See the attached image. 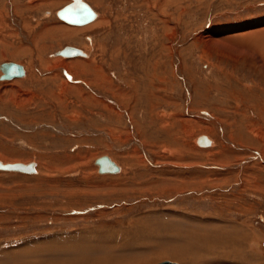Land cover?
<instances>
[{
  "label": "rangeland",
  "instance_id": "1",
  "mask_svg": "<svg viewBox=\"0 0 264 264\" xmlns=\"http://www.w3.org/2000/svg\"><path fill=\"white\" fill-rule=\"evenodd\" d=\"M81 1L0 0V264H264V0Z\"/></svg>",
  "mask_w": 264,
  "mask_h": 264
},
{
  "label": "water",
  "instance_id": "2",
  "mask_svg": "<svg viewBox=\"0 0 264 264\" xmlns=\"http://www.w3.org/2000/svg\"><path fill=\"white\" fill-rule=\"evenodd\" d=\"M57 16L59 19L63 20L68 24L73 25H85L91 22L95 14L89 8L88 5L81 2L80 0H72V2L66 5L63 9H61ZM58 56H62L65 58L73 57L76 55H82V53L70 46H66L61 51L56 53ZM0 70L2 75L0 76V81L11 80L13 78L24 76L23 67L16 63H3L0 65ZM203 139V138H202ZM206 139H204L205 141ZM95 164L98 166L99 173H115L118 172V167L106 156H102L95 161ZM33 163H29L28 165L22 164H7L2 165L0 163V170H16L24 173H33ZM157 264H177L169 261H163Z\"/></svg>",
  "mask_w": 264,
  "mask_h": 264
},
{
  "label": "bare ground",
  "instance_id": "3",
  "mask_svg": "<svg viewBox=\"0 0 264 264\" xmlns=\"http://www.w3.org/2000/svg\"><path fill=\"white\" fill-rule=\"evenodd\" d=\"M81 1V0H80ZM82 2V1H81ZM71 2H69V4H70ZM89 6V5H88ZM89 8L92 10V8L89 6ZM93 11V10H92ZM94 12V11H93ZM94 14H95V12H94ZM94 19H95V17H94ZM93 19V20H94ZM92 20V21H93ZM88 24V23H87ZM89 24H90V22H89ZM95 25L94 26H100V25H103L104 24V19L103 18H99V20H96V23H94ZM64 25V24H63ZM71 25H73V24H71ZM86 25V24H85ZM93 25V24H92ZM84 26V25H83ZM93 26V27H94ZM50 30V29H49ZM54 32L56 31V32H61L62 33V36L63 35H66V36H70V35H72V32H77L78 31V29H72V28H68V27H59L58 29L56 28L55 30H53ZM65 38V37H64ZM74 48V47H73ZM75 49H77V48H75ZM77 50H79L81 53H82V55H76V56H73V57H68V58H65V57H62V56H60V60H62V61H64V66H63V70H64V72L66 73V74H68V75H71V76H73V78H75V77H77V76H79V75H77L75 72H74V70L72 69V63H73V65H78V66H80V67H86L85 66V64L88 62V64H90V62H89V54L86 52V51H83V50H80V49H77ZM61 51V50H60ZM68 59V60H67ZM69 61H71V62H69ZM9 63V62H8ZM13 63V62H12ZM16 64H18V63H16ZM18 65H20V66H22L23 67V70H24V76H22V77H17V78H13V79H11V80H6V81H12V80H14L15 82H19V81H21L22 79H24L25 78V76L27 77V69L23 66V65H21V64H18ZM90 67H91V65H90ZM156 67V66H155ZM62 70V69H61ZM1 71V70H0ZM83 71V70H82ZM63 72V73H64ZM2 73V72H1ZM99 76V75H98ZM16 79H21V80H16ZM76 79V78H75ZM78 80V79H77ZM80 81H82V84H83V82H84V84H86L87 85V87L89 86V87H91L90 85H92V81L91 80H88V81H85V80H81V79H79ZM108 80V79H107ZM74 81V80H73ZM98 82V81H97ZM7 83V82H6ZM66 83L67 84H69V82L68 81H66ZM112 84V83H111ZM95 86H96V84H95ZM203 138V139H202ZM204 139H206L205 141H204ZM145 144V143H144ZM202 145V146H210V147H213L214 145H215V141H214V139H212L211 137H209L208 135H207V133L206 134H201L200 136H198L197 138H196V140H195V147L197 146V145ZM197 148V147H196ZM181 150V149H180ZM162 151L164 152V153H166V154H170V155H172L173 153H172V150L171 149H169V148H163L162 149ZM179 151V150H178ZM174 152V151H173ZM163 153V154H164ZM12 156V155H11ZM107 158H109L117 167H118V172H115V173H104V174H109V175H116V174H119V173H121L122 172V168H121V166H119L118 165V163L116 162V161H114L113 159H112V157L110 158V157H108V156H106ZM7 158H9V157H7ZM13 158V156L11 157V159ZM264 157H259V159H263ZM10 158L9 159H6L7 161H13V162H10V163H12V164H22V165H28L27 163H23V162H14V160H11ZM2 160H5V158L3 159V158H1L0 159V163L2 164V165H7V164H5L6 162L4 161H2ZM16 160V159H15ZM33 169H34V172L33 173H24V172H20V171H16V170H0V171H2V172H11V173H21V174H27V175H33V174H36V170H37V168H36V163H34L33 162ZM96 165V164H95ZM97 166V165H96ZM98 167V166H97ZM99 174H102V173H99ZM103 174V175H104ZM257 188V187H256ZM224 229V228H223ZM213 230V229H212ZM226 231V230H225ZM232 233V232H231ZM229 234V233H228ZM201 235V234H200ZM202 236V235H201ZM205 236H207V235H205ZM213 237H211V238H206L205 237V241H206V244L207 243H209V245H211V250H213L214 252L216 251V248H218V241H220V243L222 242V243H224V244H221V250H222V247H224L225 246V244L226 243H228L229 241V239L228 240H226V238H224V236H221V237H219L220 236V232H219V230H217V231H214V235H212ZM204 237V236H203ZM232 237V236H231ZM235 237H237V236H235ZM204 241V242H205ZM242 241V240H241ZM200 243H201V241H200ZM200 245V244H199ZM208 248V247H207ZM227 248V247H226ZM225 248V249H226ZM240 250V249H239ZM212 251V252H213ZM222 252V251H221ZM224 252V251H223ZM226 252H227V250H226ZM226 252H224V253H226ZM242 251H240V253H241ZM242 255V254H241ZM228 257V256H227ZM223 261H225L224 259H223ZM170 262V261H169ZM173 263H175V262H173ZM178 264V263H177Z\"/></svg>",
  "mask_w": 264,
  "mask_h": 264
}]
</instances>
